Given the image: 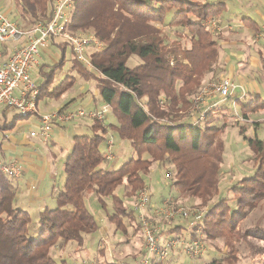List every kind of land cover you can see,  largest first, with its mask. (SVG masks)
<instances>
[{
  "label": "trees",
  "instance_id": "16d2710c",
  "mask_svg": "<svg viewBox=\"0 0 264 264\" xmlns=\"http://www.w3.org/2000/svg\"><path fill=\"white\" fill-rule=\"evenodd\" d=\"M11 1L20 8L21 16L29 17L35 25L47 23L52 17L53 0ZM225 7L222 2L190 0H77L68 30L94 33L103 50L89 54L96 72L88 71L74 56L69 71H77L86 81H97L101 102L111 109L115 120L111 129L120 140L130 143L136 157L117 170L103 168L108 131L94 121L88 134H77L72 139V152L63 166L64 181L39 214L18 205L16 180L0 173V264H72L70 259H56L52 251L59 244L75 242L74 250L80 253L87 237L98 236L102 227L90 208L91 196H96L104 211L107 200L112 201L113 212L107 217L116 230L127 235L129 224L140 232L133 207L127 205L125 197H135L144 188L154 163L164 162L175 168L174 189L199 199V208L208 209L203 220L187 228L175 226L168 234L195 239L202 226L205 241L223 239L229 250L228 255L205 264L238 263L235 241L244 237L239 226L264 201V138H246V129L240 131L253 154L250 160L255 171L233 186V208L226 197L211 203L221 190L220 170L226 148L221 135L226 122L213 125L217 118L212 112L198 124L201 113L197 112L200 118L196 115L197 119L190 117L176 123L183 114L187 117L186 112L192 113L196 107L192 102L194 93L219 60L218 42L203 24L219 17ZM169 15V26L187 30L189 46L181 40H169L158 27ZM243 22L260 32L250 18ZM178 36L184 37L182 33ZM53 45L61 49L62 60L43 73L40 99L58 101L74 87L77 76L70 74L52 87L55 71L65 65L68 48L63 41L54 40ZM135 57L140 63L129 66ZM260 59L264 68V58ZM113 82L120 87L114 88ZM235 102L244 119L264 111V97L260 95ZM220 110L226 111L228 106ZM18 119L10 125L4 123L0 129L13 130ZM122 186L127 190L125 197L116 193ZM96 250L101 257L99 264H112L103 258L105 249L97 245Z\"/></svg>",
  "mask_w": 264,
  "mask_h": 264
},
{
  "label": "rangeland",
  "instance_id": "374dc122",
  "mask_svg": "<svg viewBox=\"0 0 264 264\" xmlns=\"http://www.w3.org/2000/svg\"><path fill=\"white\" fill-rule=\"evenodd\" d=\"M190 1H199L203 4L206 3H216V2H222L226 4V10L222 13V16L226 14L227 10L231 12V14L238 16V17H246L257 20L259 22V26L261 28L262 33H259V37H257V34H254V30L252 32H248L245 30V28H238L236 26H231L226 23H218L221 26H227L226 28L221 27L222 30L219 32H213L210 26H206L209 31L212 33L213 38L217 40L219 45V52L220 57L218 62L215 64L214 68L205 74L204 79L202 81V86L197 90L196 93H194L192 97V102L196 101L195 97H198L200 93L206 88H208L211 84L220 82L223 79H231L235 83H240V77L241 80H248L245 96L241 93V90L236 91L235 95L231 97V99L226 100L224 102H219V99L216 97L214 98L215 101L218 103L217 106H213L212 109H208L207 102L204 104L202 101L199 103L195 102L196 107L190 112H186L187 117L185 114H183L182 118H178L176 120V123H179L181 121H184L190 117H195L194 119H197L196 115L199 116V113H201V118L203 117V114L206 115V117L199 123H203L205 119H207L208 115H210L213 112V115L217 118L215 123L213 125H219L221 126L224 122H226V128L225 132L221 135V138L225 142V154H224V160L221 165L220 170V194L219 196H216L211 203L217 202L221 198H228L230 205L235 208L236 207V201L233 199V193L232 188L233 186L237 185L241 180L244 178L252 175L254 173V163L250 159H253V154L249 150L248 142L241 136L240 131L245 130V137L246 138H253L255 136L259 138H264V111H260L257 113H252L248 115V123L246 121L241 122V120L244 118L243 114L241 113L240 106L235 102L236 99L243 100V101H250L254 99L256 96H263L264 97V68L261 64L260 67L252 66V67H245L243 66V69H239V65L242 63H246L249 61L251 55H258L257 52H260V57L264 58V36L263 35V29H264V11H262V20L261 17H258L255 15L256 9L250 8L248 4L245 3L246 0H190ZM254 5H256L260 9L264 6V0H247ZM246 1V2H247ZM1 4L3 6V9L6 13V15L11 18V21L19 28L25 27L23 25V21L27 20L28 18H24L21 15L20 8L18 6L14 5V2L11 0H1ZM172 18V15H169L166 18V21L163 25L158 24V27L162 29L163 33L168 36L169 40H181L185 46H189V39L187 30H183L181 28H175L169 26V22ZM216 21L219 20V18L215 17ZM261 20V21H260ZM208 21V20H207ZM28 22V21H27ZM220 22V21H219ZM31 23V22H28ZM240 23V21H238ZM30 26V24L28 25ZM232 27V28H229ZM224 28V30H223ZM251 30V29H250ZM178 33L183 34V38H180L178 36ZM253 33V34H252ZM53 49V48H52ZM51 50V48L49 49ZM91 49H89L90 51ZM53 52L62 53L59 49H53ZM247 55L246 61L245 58L241 60H235L237 55ZM236 56V57H235ZM66 60L65 65L62 69H58L55 71V81L52 85L58 86L61 81H63L68 75L72 74L77 76V82L74 84V87L69 91L71 94L76 96V106L74 105H65L66 94L63 96L62 101L59 103H56L58 106L57 110L62 111H68V110H76V109H83V104H86L87 101L90 98L95 99L94 105H89L88 107H84L86 111L91 110H99L102 109L105 105L103 102H101L100 99V93L97 88L98 84L95 79H90L88 81L84 80L77 71L74 73H69L70 67H71V61L73 59V53L71 47L68 46L67 52H66ZM245 57V56H244ZM259 57V58H260ZM136 58V57H135ZM131 59L129 61V66L133 67L140 63V60L138 58ZM261 60V59H260ZM234 61V62H233ZM238 62L236 65L234 63ZM234 64V65H233ZM244 65V64H242ZM247 65V64H246ZM238 68V71L235 72L234 67ZM52 69V68H51ZM51 69L48 71L50 72ZM251 81V82H250ZM253 81V82H252ZM255 81L258 83V86L261 87L260 91L258 90V93H254L255 91ZM245 84V83H244ZM243 84V85H244ZM85 93V94H84ZM72 94V96H73ZM234 94V93H233ZM214 95H212L213 97ZM90 97V98H89ZM244 97V98H243ZM204 98V96H203ZM61 100V98H60ZM97 101V102H96ZM55 103V102H54ZM103 103V104H102ZM212 103V102H210ZM100 104V106H99ZM209 105V104H208ZM228 106V110L221 111L220 109L224 108L225 106ZM208 109V110H206ZM199 110V111H196ZM1 111V110H0ZM51 112V111H49ZM199 112V113H197ZM7 122L8 124H11L15 118H19L18 111L16 110H8L7 114ZM239 115L240 119L237 121L236 116ZM83 120V119H80ZM78 120V121H80ZM17 121H24L23 119H18ZM77 121V122H78ZM113 114L111 109L108 107V113L106 117V123H99L103 127V129L107 130L106 134V142H105V156H108L107 151L109 150V146L107 145L108 142H111L112 148L110 149L109 155L112 156L111 159L107 158V162H105L103 165H101L103 168L107 170H117L119 169L123 164H125L129 159L135 158L136 153L131 147L130 143L128 141H122L120 140L118 134L111 129V122H114ZM243 121V120H242ZM88 126L90 127L94 121L90 120L85 121ZM54 127H57L54 126ZM88 127V128H89ZM77 130L74 132H71L70 135H67V142L70 147V153L72 152L73 147V140L75 135H77ZM80 134H88L89 130L86 128L81 129ZM78 132V133H79ZM113 138V141H112ZM68 153V152H67ZM66 161V160H65ZM64 161V162H65ZM64 166V164H63ZM63 177H65L64 173ZM174 175H175V168L173 165H171L168 162L164 163H154L152 166L151 172L149 176L146 178V184L145 186H148L150 188V192H152V203L155 205H161L166 199H174L175 202H179L182 204H188L189 206H193V208H199L201 205V202L197 198L189 197L188 195L181 194L180 192L176 191L174 189ZM64 181V178L62 179V182ZM144 186V187H145ZM61 187L60 184H56L52 187L51 191L44 195V197L47 198L46 204H48L49 198H51L52 192L58 191V189ZM27 188L25 190L24 194H21V196H17L18 198V205L25 208L26 210L31 211L32 213H38L39 209H41L42 205H44L45 201H36L34 203H30V197L27 194ZM126 188L124 186L120 187L116 193H118L120 196L125 197ZM46 198H44L46 200ZM125 200L127 202V205L133 207V203L135 202V197L129 198L125 197ZM90 208L93 210L94 214L97 216L100 224H101V231L96 237H87L84 249L77 253L76 250H74L77 246V244L74 242L67 243V244H59L58 247H55L52 251L53 256L58 259H70L72 264H80L81 262L85 260L90 259H97L100 263L101 257L97 254V245H99V238L102 234H105L108 236L110 242V253H113V257L115 259H121L123 261L131 262L130 260L136 258L139 256L143 250L144 246V237L143 233L140 231H135L131 225L128 224V221L126 222L128 224V234L123 235L120 231L116 230V227L112 225L108 221V213L113 212V204L110 199L107 200V210L104 211L98 201L96 196H91L89 199ZM200 209H207V206ZM39 214V213H38ZM34 215V214H33ZM192 220H183L182 222H170L169 225H165L166 230L164 231V235L171 236L172 234H168V230H171L175 226H182L183 228L190 227V222ZM243 238L241 240L235 241V246L238 251L239 255V261L237 264H264V201L256 207V209L252 210V212H249L248 217L242 221V223L239 226L238 230ZM207 245V252L203 257L198 258H189L182 252H176L170 260L167 261V264H205L212 261V259L223 257L224 255H228L229 250L227 247L224 246V240L223 239H217V240H208L206 241ZM121 251V252H120ZM220 251V252H219ZM108 249L106 246V249L104 250V256L103 258L109 260V257L107 255ZM222 253V254H221ZM102 258V259H103Z\"/></svg>",
  "mask_w": 264,
  "mask_h": 264
},
{
  "label": "built area",
  "instance_id": "2783aa9c",
  "mask_svg": "<svg viewBox=\"0 0 264 264\" xmlns=\"http://www.w3.org/2000/svg\"><path fill=\"white\" fill-rule=\"evenodd\" d=\"M76 2L77 0H53L50 21L38 23L25 31L13 23L11 19H8L0 5V108L5 109L6 112L16 110L20 119L31 121L35 129L30 132V137L39 139L46 148H49L52 143L54 126L56 125L66 127L73 125L80 119L106 123L108 106L91 111L85 109L62 111L59 109L41 113L39 110L40 88L34 82L32 73L40 67L42 54L53 46L54 40L65 42L67 46L71 47L73 56L88 71L96 72L89 54L103 50V44L94 33H73L68 30L72 23ZM203 25L210 26L213 32L222 30L215 17ZM262 36H264V32ZM89 49L91 50L89 51ZM100 77L106 79L104 75L100 74ZM112 85L114 88L120 87L116 82H113ZM122 89L125 90L126 88L123 87ZM238 89L245 94V85L235 83L231 79H223L211 84L206 90L204 89L196 97L195 102L202 101L204 104L207 102L208 109H212L219 102H224L233 97ZM212 95L214 96L212 97ZM216 97L219 99L218 103L214 99ZM204 114L203 117L205 118L206 115ZM238 119H240L239 115L236 116L235 120ZM242 120L241 122L246 121L248 123L247 119L243 118ZM8 136L10 135L4 134L5 138ZM107 145L110 147L107 151V158L111 159L112 156L109 155L112 148L111 142H108ZM0 173L17 181L22 175L21 165L17 161L10 164L5 163L0 157ZM150 191L148 186L139 190L133 203L134 214L144 237V249L141 256L133 263L115 259L113 253H110L111 247L108 236L102 234L99 248L106 249L107 246L109 261L112 264L165 263L176 252H182L184 256L189 258L199 259V257H203L208 247L202 226L198 227L195 239H186L174 235L166 236L164 231L166 230V223L170 222L192 220L191 226L195 221L203 220L207 210L193 208L188 204L175 202L174 199H166L163 204L155 205L152 203V192ZM81 264H99V262L97 259H91L83 261Z\"/></svg>",
  "mask_w": 264,
  "mask_h": 264
},
{
  "label": "crops",
  "instance_id": "0c3cea01",
  "mask_svg": "<svg viewBox=\"0 0 264 264\" xmlns=\"http://www.w3.org/2000/svg\"><path fill=\"white\" fill-rule=\"evenodd\" d=\"M246 1L245 3L248 4L250 8L256 9L255 15L258 17H261V20H262V11H264V6L261 7L260 9H257L258 7L254 5V3L250 1H247V2ZM0 5H1L2 10L4 11L2 4ZM225 10H226V7L223 9V12ZM222 13L219 17H217L219 18L218 23H221V22L222 23L224 22L226 24L229 23V25L231 26L237 25L238 28H245V30L248 32L253 31L252 28L248 27L243 22V19L246 17L235 16L231 14L229 10H227L226 14H224L223 16H222ZM251 20H253L254 23H257V25L259 26V22H257V20L255 19H251ZM27 21L31 23H28ZM238 21H240V23H238ZM29 24L30 26H28ZM23 25H25V27L22 28L24 31L31 29L33 26H35L34 21L30 19L23 21ZM221 27L226 28L227 26L226 27L221 26ZM253 32L254 34L258 35L257 37H259V33H262L261 28H260V32H256V31H253ZM52 48L59 49L57 46L53 45L51 46V50L45 51L41 57L40 67L32 73V78L34 82L38 84L39 88L44 81L43 73H47L51 68H54V66L59 64L62 60L61 58L62 54L53 52ZM257 54L258 55L249 56L250 59L246 63H242V61H238L239 63L241 62V65H239V69L240 68L243 69V66L260 67L261 66L260 64L261 60L259 58L260 52L258 51ZM247 55L239 54V56L238 55L237 57L235 56L236 57L235 60H241L242 58L243 59L245 58V61H246V58H249L247 57ZM238 62L234 64L236 65ZM234 70L235 72L238 71L237 66L234 67ZM239 79H240L241 84L240 83L238 84L243 85L245 83L244 85L247 86L248 80L247 81L244 79L241 80V77ZM254 86H255L254 93H258V90L260 91L261 87L258 86V83L256 81H255ZM262 88H264V86ZM70 92L66 94L65 101H62L63 98H61V100H58V101L50 99V98L40 99V102H39L40 112L46 113L49 111L57 110L58 106L56 105V103H59L60 101H62L61 103L64 102L65 105H74L75 107L76 106L75 103L77 102L76 96L73 94V92L69 94ZM241 93L243 94V92ZM94 103H95V100L93 98H90L86 104H83V106L88 107L89 105H94ZM0 110H1L0 111V127L4 123L6 125H10L7 122V116L5 115L7 114V112L3 108H0ZM85 121L90 122V120L88 119H83L70 126L65 127V126L57 125V127H54L53 140L49 148H46L39 139L30 137V132L34 130L35 127L33 123L29 120L17 121L15 128L11 131H8V130L3 131L2 129H0V146H1V156L0 157L1 159L3 160V162L8 163V164H10L13 161H17L21 165V169H22L21 178L15 181V184L18 187L17 196H21V194H24L27 188L28 190L27 194L30 197L29 198L30 203L44 200L45 203L44 205H42L41 209L39 210H42L44 208L46 201H47V198L44 197V195H47L51 191L53 186H55L56 184L62 183V179L64 178L62 174L63 164L65 163L64 161L67 159V157L71 154L70 153L71 146L69 147V144L67 142V135H70L71 132H74L76 130L79 132L83 128L84 129L86 128L88 130L89 124H87V122ZM78 132L77 134H80V132L79 133ZM5 133L9 134L10 136H8V138H5L4 137ZM44 198H46V200ZM141 254L130 261L133 263L134 260H136L138 257L141 256Z\"/></svg>",
  "mask_w": 264,
  "mask_h": 264
}]
</instances>
